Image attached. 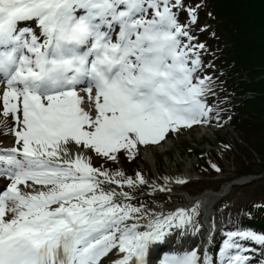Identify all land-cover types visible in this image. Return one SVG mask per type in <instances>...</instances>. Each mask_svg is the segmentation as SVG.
Returning a JSON list of instances; mask_svg holds the SVG:
<instances>
[{
  "label": "snow or ice",
  "instance_id": "6c2138e0",
  "mask_svg": "<svg viewBox=\"0 0 264 264\" xmlns=\"http://www.w3.org/2000/svg\"><path fill=\"white\" fill-rule=\"evenodd\" d=\"M183 7V0H0V114L11 117L15 137V146L0 149V176L10 181L0 192V264H102L110 255L111 264H148L152 246L194 225L185 209L142 224L144 206L122 203L130 193L105 185H143L144 177L116 179L123 172L110 175L82 154L115 161L121 150L134 156L138 145L207 122L202 97L211 77L197 74L204 45L192 44L179 22ZM187 11L195 23L196 10ZM28 21L40 35L22 26ZM80 85L94 115L81 106ZM73 146L80 153L72 155ZM239 241L264 246V233H227L221 264H246ZM161 264L200 261L193 251ZM202 264H212L207 254Z\"/></svg>",
  "mask_w": 264,
  "mask_h": 264
},
{
  "label": "trees",
  "instance_id": "16d2710c",
  "mask_svg": "<svg viewBox=\"0 0 264 264\" xmlns=\"http://www.w3.org/2000/svg\"><path fill=\"white\" fill-rule=\"evenodd\" d=\"M183 6L178 11L179 22L194 37L192 44L204 45L196 50L202 60L198 73L211 77L210 88L221 85L229 90L224 94L220 90L204 100L211 109L205 119L229 124L238 131L241 143H237L239 153L233 154L231 160L233 177L264 173V0H183ZM189 8L196 10L195 23L187 11ZM245 91H250L251 96L238 102L239 96L224 98L229 93ZM250 151L256 153L257 163ZM114 162L101 157L96 166L113 171ZM200 164L197 169L206 167L208 172H215L203 160ZM242 229L264 233V198L240 205L229 214L228 223L222 224L214 236L209 255L212 264H221L220 249L226 234ZM239 243L241 250L247 252L248 262L264 261V246L252 241Z\"/></svg>",
  "mask_w": 264,
  "mask_h": 264
},
{
  "label": "rangeland",
  "instance_id": "374dc122",
  "mask_svg": "<svg viewBox=\"0 0 264 264\" xmlns=\"http://www.w3.org/2000/svg\"><path fill=\"white\" fill-rule=\"evenodd\" d=\"M204 21V19H203ZM31 24L28 22H22L24 28H31L28 26ZM39 35V34H38ZM220 47V46H219ZM197 50V49H196ZM200 50V49H199ZM202 63V60H201ZM200 77H204L197 73ZM6 89L5 83L0 85V112L3 108V91ZM222 93L229 92V90L222 87ZM219 92V91H218ZM247 92V91H246ZM241 94V93H240ZM94 95V93H93ZM237 93H229V96L224 98L235 99L237 96L241 97ZM235 96V98H233ZM239 99L236 100L238 102ZM86 111H91L95 114L94 104L88 101L85 96L84 105ZM207 122L193 124L191 127H183L179 131H170L166 134L165 139L157 144L138 145L135 150V155L130 156L126 151L121 150L116 153L117 159L115 160V169L108 170L112 173L119 171L123 172V177H116V179H125L131 177L133 181L137 179V173H140L147 181L146 184H134L133 186L123 185L121 188L115 184L105 185V189L114 188L117 191H125L130 193L133 197L130 201L122 200V203H131L136 207L144 206L147 212L155 208L163 207L165 209L164 215L174 213L179 209H184L191 212L194 220H199L197 217L200 215L198 209L194 204L188 202L186 194L196 195L202 193L203 190L218 191L225 186V182L233 178V163L232 156L235 153H239L237 143H241L239 136L234 128L229 124H221L219 122L208 121ZM13 125L11 117L5 118L0 114V145L5 146L14 143L15 137L8 131ZM198 125V126H197ZM221 138V142L218 141V137ZM197 149L198 151H194ZM74 152V153H73ZM146 152V153H145ZM252 152V158L257 163L258 157L256 153ZM72 155L80 153V150L75 146L71 149ZM85 158H90L92 166H96V162L102 157L98 156L94 151L83 150ZM202 160L210 165L216 172H208V170L198 168ZM213 165L216 167L214 168ZM252 181L244 184H231L228 187L225 186L223 197L215 199L209 206L214 213L216 221L221 223H228L229 214L234 211L240 205L249 204L250 202L260 200L264 198V173H258ZM167 178V179H166ZM178 179L184 180V183H177ZM10 181L5 179L4 176H0V186L9 184ZM31 183V182H30ZM174 183L176 185H172ZM167 185V186H166ZM162 186H165L166 190H161ZM23 188V186H21ZM38 188L40 186L35 185ZM158 187L159 190L157 189ZM28 191V189H23ZM0 192L2 190L0 189ZM189 195V196H190ZM175 207V210L172 208ZM196 211L193 213L192 209ZM210 212V210H209ZM208 213V212H207ZM208 216V215H207ZM206 218V217H205ZM189 228H184V231H188ZM199 230H190L188 239L185 241L180 235L175 241L169 237L166 242L168 247L154 248L151 253L150 264H161V261L165 256L170 254H184L195 251L199 258L200 264H202L204 257L211 250H213L212 242L210 246L202 253L198 254L197 249L200 241ZM173 233V231H172ZM196 237V239H194ZM196 240V241H195ZM176 245V246H175ZM211 248V250H210ZM155 249H158L155 251ZM212 252V251H211ZM245 253H241L243 255ZM112 256L105 258L102 264H109ZM254 264H262L261 261H256Z\"/></svg>",
  "mask_w": 264,
  "mask_h": 264
},
{
  "label": "bare ground",
  "instance_id": "6f19581e",
  "mask_svg": "<svg viewBox=\"0 0 264 264\" xmlns=\"http://www.w3.org/2000/svg\"><path fill=\"white\" fill-rule=\"evenodd\" d=\"M245 96H250V93L247 91L246 94H245ZM171 184L173 186L176 185L174 183H171ZM158 188H160V187H158ZM165 188H166L165 186H162V189H165ZM224 189H225V186H223L222 188H220L218 191L205 190L202 193H199V194H196V195H190L189 194L190 196L188 194H186L187 197H188V202H190V204H194L196 206V208L198 209V211L201 214V216H199V215L197 216L199 218V220L198 221L197 220H194V225H189V226L184 227L186 229L187 228H189V229H188L186 235H183L184 236L183 239L185 241H187V239H188L187 237H188V234H189V231L190 230H194L195 228H197V230H199V228L201 229V227H202V232L200 233V241L198 243L199 244V247L197 249L198 254L202 253L205 249H207L210 246V242L212 240L211 233H212V231H213V229H214V227L216 225L209 218V215H210L209 206L214 202L215 199H218L219 197H223L224 191H225ZM160 191H161V189H160ZM181 208L184 209L185 206L182 205ZM172 210H175V207L172 208ZM164 211H165V209L163 207H161V208L159 207V208H155V209H152L151 208V211L150 212H147L148 215L144 217V219L141 221V223L142 224L143 223H147L148 220L153 215L164 214ZM194 239H196V237H194ZM157 245L152 246V248L149 251V255L147 257L148 264H150V260H152V259H150L152 257L151 253L153 252V249ZM110 262H111V260H110Z\"/></svg>",
  "mask_w": 264,
  "mask_h": 264
},
{
  "label": "water",
  "instance_id": "95a60500",
  "mask_svg": "<svg viewBox=\"0 0 264 264\" xmlns=\"http://www.w3.org/2000/svg\"><path fill=\"white\" fill-rule=\"evenodd\" d=\"M257 175L255 174H246L243 176H239L236 178H231L230 180L225 182V186L228 187L231 184H244L247 183L249 181H252L253 178H255Z\"/></svg>",
  "mask_w": 264,
  "mask_h": 264
}]
</instances>
